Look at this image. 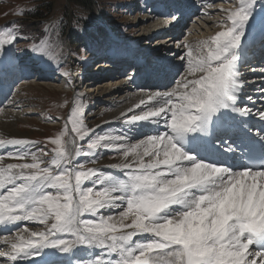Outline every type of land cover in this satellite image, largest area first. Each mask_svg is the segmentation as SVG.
Returning a JSON list of instances; mask_svg holds the SVG:
<instances>
[{"label":"snow or ice","instance_id":"snow-or-ice-1","mask_svg":"<svg viewBox=\"0 0 264 264\" xmlns=\"http://www.w3.org/2000/svg\"><path fill=\"white\" fill-rule=\"evenodd\" d=\"M256 4L238 0L221 8L220 30L195 50L184 46L185 71L175 86L141 90L146 99L128 112L143 110L125 123L153 129L138 142L107 134L85 150L64 139L66 126L48 141L55 147L45 161L49 153L36 148L38 142L0 138V149H12L0 153V225L46 226L24 228L27 237L0 238L9 246L0 250L3 264L41 256L44 249L68 254L77 246L102 253L78 264H264V111L239 106L245 85L238 65L257 25ZM258 23L264 36V17ZM17 39L13 30L0 31V75L15 71L6 46ZM259 89L264 99V80ZM69 123L80 141L92 131L79 106ZM99 148L121 157L110 168L122 178L75 163ZM6 158L18 162L5 164Z\"/></svg>","mask_w":264,"mask_h":264},{"label":"rangeland","instance_id":"rangeland-1","mask_svg":"<svg viewBox=\"0 0 264 264\" xmlns=\"http://www.w3.org/2000/svg\"><path fill=\"white\" fill-rule=\"evenodd\" d=\"M102 3L104 9L96 7L91 12L74 6L67 0H0V31L13 30L18 37L13 45L6 48L10 51L9 58L19 67L17 73H10L6 82L0 84V119L5 122L8 133L0 138L38 142L36 148L49 153V156L43 157L45 161L50 158L51 150L55 147L48 141L64 131L66 126L67 134L64 139L75 140L85 150L90 140L107 134L126 136L127 143L138 142L145 134L144 128L139 125L129 126L125 121L131 115L139 114L142 108L128 112L127 108L139 103L134 100L129 104L130 96L141 90L150 91L149 85L163 86L166 82V90L174 87L175 80L185 71L184 62L180 60L188 51L184 46L191 45L195 50L199 42L219 31L225 16L220 9L235 7L238 0H102ZM262 5L264 0H257V25L251 31L252 35L260 29L258 22L264 17ZM200 9L205 13L198 18ZM32 14L36 15V20L31 17ZM103 16L108 17L109 21ZM167 26L179 34L178 42L174 41L172 49L165 55H153L152 42L169 36L166 33L159 35ZM36 27L43 30L42 35L34 33ZM68 32L72 35L69 41L66 36ZM86 35L92 37L81 44L82 36L87 37ZM50 37L53 38L51 43ZM34 46L41 51L34 52ZM179 46L178 52L172 55ZM146 52L150 55L147 58L153 63L152 71L150 70L152 75L149 74L148 79L147 74L145 77L141 76L144 70L140 65L138 68L133 67L136 66L133 62L137 58L144 59ZM3 56L4 53L0 52V58ZM118 56H121L119 62ZM42 58L52 59L46 75L41 78L29 75L27 70L30 69V64ZM254 58L251 55L240 64L241 67L238 66L242 79L264 76L261 73V69H264L261 68L262 64L241 69ZM111 63L118 64V68L123 63L125 67L119 70L117 67L107 68ZM92 67L99 71L93 70L94 74H85ZM66 77L69 78L68 81ZM114 79L122 84L119 87L111 86ZM137 85H143L145 89L131 90ZM259 85L256 90L253 88L255 92L259 90ZM253 89L251 90L254 91ZM252 103L260 106L259 108L263 106V102L255 99ZM77 106L80 107L84 127L92 130L83 141L76 138L69 123V117ZM122 113L126 115L122 116ZM69 147L74 154V147ZM3 150L6 152L12 149L8 147ZM93 159L95 163H92ZM120 159L116 152L99 148L89 156L81 155L75 163L83 164L85 170L100 169L122 178V173L110 168V165L119 163ZM15 162L18 161L11 158L4 161L5 164ZM88 186H91L90 183L85 184V187ZM27 227L39 232L46 231L45 225L24 221L14 231L3 235L11 238L15 232H22ZM6 248L8 249L7 245H0V250L8 251ZM79 250L84 251V261L93 259V254H102L100 249L79 246ZM56 256L59 255L56 253ZM0 258L3 263L4 258Z\"/></svg>","mask_w":264,"mask_h":264},{"label":"bare ground","instance_id":"bare-ground-1","mask_svg":"<svg viewBox=\"0 0 264 264\" xmlns=\"http://www.w3.org/2000/svg\"><path fill=\"white\" fill-rule=\"evenodd\" d=\"M210 7V6H209ZM200 13H201V17H202V15L205 13V11L203 10V9H200ZM200 17V18H201ZM169 30H171V29H169ZM161 32V31H160ZM167 32V31H166ZM165 32H161V33H159V35H163ZM173 35H172V34ZM171 33L169 34V36H174V41H177L178 42V35L179 34H176V32H175V30L173 29L172 31H171ZM254 36H255V34L254 35H252V34H249V36L246 38V40H245V44H244V46H246L247 47V45H249V44H251L252 43V41H253V39H254ZM159 39H161V40H163L161 37L159 38ZM157 40V39H156ZM172 41V40H171ZM171 41H169V42H171ZM161 43H162V41H160ZM158 43V42H157ZM156 43V44H157ZM255 49H256V47H254ZM180 49V46L178 47V48H176V50H174L173 52H172V55H173V53H177L178 52V50ZM243 49V51L241 50V59H240V61H242L243 59H245L247 56H249V54H246V49H244V47L242 48ZM8 50V59H10L9 58V56L11 57V55H10V51H9V49H7ZM258 52H260V51H258ZM260 55H261V53H259ZM240 64H242V63H240ZM260 65V64H258L257 63V60H255V58L253 59V61H251V63L250 64H246V65H243V68H241V69H244V68H249V65H250V67H252V66H254V65ZM261 64H262V62H261ZM262 65H264V63L262 64ZM104 66V65H103ZM116 65H114V68H116L115 67ZM239 66V65H238ZM41 67V66H40ZM112 67V64H109V65H107V68H111ZM101 68V65H99L98 66V69H100ZM93 69V67L92 68H90L88 71H93L92 70ZM120 69V68H119ZM96 70V69H95ZM96 71H99V70H96ZM41 72H43V71H41ZM163 73V72H162ZM242 79V78H241ZM262 80H264V77H259V78H250V79H246V80H244L243 79V82H244V85H245V87H244V90H243V93L241 94V99H240V102H239V106H241V107H245V106H247V107H251L252 109H253V112L255 113V112H257L258 110H260V111H264V106L263 107H261V108H259L260 106H256V104H253L252 103V101L255 99V101H260V102H263L264 103V99H261V90L259 89V90H257L256 92L255 91H252L251 89H253V88H258V85L261 83V81ZM112 81V80H111ZM110 84V83H109ZM122 83H119V82H117L116 81V79H114V82H112L110 85L111 86H117V87H119L120 85H121ZM166 82H164V85L166 86ZM159 85V84H158ZM151 86V85H149L148 86V90H150V91H161V92H163V91H167L165 88V86ZM83 86V85H82ZM123 86V85H122ZM256 86V87H255ZM131 87V86H130ZM145 89V87L143 86V85H137V86H133L132 88H131V90H137V89ZM158 88V89H157ZM251 88V89H250ZM145 92H147V91H145ZM132 93V92H131ZM256 93V95H254ZM248 94H252L253 96H252V100L250 101L249 99H248ZM130 96V95H129ZM137 96V97H136ZM258 96V97H257ZM141 99H146V96L143 94V92L142 91H139V92H137V93H133L131 96H130V102H129V104H131L132 103V101H134V100H138V102L141 100ZM129 107V106H128ZM127 109H129V108H127ZM143 110V109H142ZM255 119H257L258 120V116H256L255 117ZM9 120V119H8ZM3 120H1L0 119V137H2V136H4L5 134L7 135L8 133L6 132V124H5V122L3 121ZM127 125H129V124H127ZM130 126V125H129ZM140 126V125H139ZM144 128V130H145V133H148V132H150L151 130H152V128H153V126L152 125H147V126H145V127H143ZM159 130H161V131H163V129L161 128V129H159ZM9 131V130H8ZM138 131H140V129L138 130ZM0 153H4V150L3 149H0ZM117 160V159H116ZM19 223H24V221H20V222H17V225H19ZM17 225H15V226H12V225H10V226H8V228H9V230H5V227L3 226V225H0V238H6V239H15V237L17 236V235H23V236H25V237H27L28 236V232H24V231H22V232H15L14 233V236H12L11 238H9L8 236H5V235H3V234H5V232L6 231H8V232H11V231H14L15 229H16V226ZM24 225V224H23ZM3 227V228H2ZM15 228V229H14ZM14 229V230H13ZM27 229L29 230V232H39V231H36L35 229H31V228H28L27 227ZM65 239H71V237H69V236H65L64 237ZM4 243H0V245H3ZM4 245H7V244H4ZM7 247H8V250H9V246L7 245ZM76 252H78L80 255H83L84 257H85V255H84V252L82 253V252H80L79 251V246H77L76 248H75V250L73 251V252H71L72 254H75ZM56 253L59 255V258H64L65 256L66 257H69L68 255L69 254H63V253H60L59 251H56V250H52V249H44L43 250V253H42V255L41 256H38V257H29L28 259H26V260H19L18 262H17V264H32V262L33 261H35L36 263H39V264H47L46 262V259H49L50 258V256H53V255H56ZM92 255V254H91ZM88 256H90V254H88ZM0 260H2V258H0ZM56 262V261H55ZM67 263V261H65L63 264H66ZM0 264H3L1 261H0ZM73 264H78V262H73Z\"/></svg>","mask_w":264,"mask_h":264},{"label":"trees","instance_id":"trees-1","mask_svg":"<svg viewBox=\"0 0 264 264\" xmlns=\"http://www.w3.org/2000/svg\"><path fill=\"white\" fill-rule=\"evenodd\" d=\"M70 4L74 5V6H78V7H81L82 9L86 10V11H91V12H94L96 7H100L101 10L104 9V4L102 3V0H67ZM31 17L36 20V15L35 14H32ZM103 17H106V16H103ZM106 21H109L108 20V17L104 18ZM26 33L28 34L27 30H25ZM34 33H36V35L40 36L43 34V30L40 29L39 27H36V29H34ZM76 33V32H75ZM88 35V34H87ZM86 35V36H87ZM67 38H68V41H69V38H71L72 35L69 34V32L66 34ZM76 37V35H75ZM92 36H87V37H83L82 36V40H81V44H84L82 43L83 41H86V40H90ZM53 41V38H49V43H51Z\"/></svg>","mask_w":264,"mask_h":264}]
</instances>
